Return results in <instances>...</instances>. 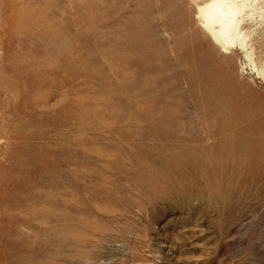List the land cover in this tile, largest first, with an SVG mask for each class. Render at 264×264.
<instances>
[{
    "label": "rangeland",
    "instance_id": "rangeland-1",
    "mask_svg": "<svg viewBox=\"0 0 264 264\" xmlns=\"http://www.w3.org/2000/svg\"><path fill=\"white\" fill-rule=\"evenodd\" d=\"M192 4L0 0V264H264V83Z\"/></svg>",
    "mask_w": 264,
    "mask_h": 264
},
{
    "label": "bare ground",
    "instance_id": "bare-ground-1",
    "mask_svg": "<svg viewBox=\"0 0 264 264\" xmlns=\"http://www.w3.org/2000/svg\"><path fill=\"white\" fill-rule=\"evenodd\" d=\"M256 0H192L194 18L213 48L224 54L239 49L247 59L248 69L264 83V64L246 43L245 28L254 23Z\"/></svg>",
    "mask_w": 264,
    "mask_h": 264
}]
</instances>
